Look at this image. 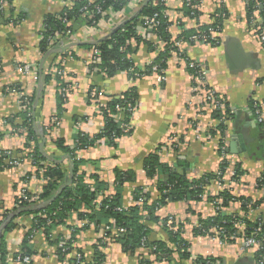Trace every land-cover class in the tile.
Listing matches in <instances>:
<instances>
[{
  "label": "crops",
  "instance_id": "0c3cea01",
  "mask_svg": "<svg viewBox=\"0 0 264 264\" xmlns=\"http://www.w3.org/2000/svg\"><path fill=\"white\" fill-rule=\"evenodd\" d=\"M196 1L198 18L184 15L183 0L165 2L164 13L171 24L170 41L179 53L184 54V58L178 52L169 53L163 80L155 73L131 80L126 72H117L108 78L93 69L96 64L90 54L91 48L108 39L125 23L139 18L142 9L148 5L144 6L146 0H131L130 6L114 12L112 20L98 29L91 27L84 15L77 22L70 21L59 42L50 45L46 53L40 51L44 20L49 15H59L69 2L7 0L8 6L3 15L0 14V121L19 113L20 96L33 98V130L39 153L42 152L40 154L44 158L41 165L58 163L68 172L70 167L72 169L71 161L56 147V141L62 140L64 146L73 148L74 137L78 133L95 136L101 132L103 118L89 98L91 89L101 91L103 97L98 101L106 104L111 97L134 88L138 95V109L132 116L131 133L117 141L115 147L103 142L77 153L78 160L84 162L79 170L85 174L86 183L91 184L90 177L96 176L107 188L105 194L112 196L116 175L128 173L131 182L125 184L122 193V206L128 209L135 204L131 193L136 188L149 195L148 205L160 198L158 187L160 182H164L165 175L162 179L160 176H146L144 165L150 157H157L166 172L188 181L202 179L205 182L201 201L161 206L153 212L157 221L146 216L149 242L169 244L165 230L169 219L181 227V238L188 244V259L182 260L172 244H169V249L174 252L169 261L156 260L152 250L147 248H140L131 255L119 243L103 237L105 229L102 226L97 230L90 226L79 230L73 242L74 249L87 260H91L93 248L101 240L106 242L100 249L104 264H139L141 260L149 264H195L196 259L207 260V264H256V247L244 249L239 239L232 244L223 243L215 229H210L206 235H199L195 229L200 221L218 214L253 223L264 222V189L256 185L264 173V41L260 38V33L264 36V3L251 0L255 4L251 15L260 28L258 30L249 26L245 0H222V3L219 0ZM219 8H223L224 13L222 28L216 35L220 39L218 46H190L178 41L183 30L196 31L210 26ZM135 30L143 43L137 45L132 38L128 44L133 50L130 60L140 71L154 62L166 44L140 24ZM145 43L154 51L150 52ZM186 60L203 67L205 86L215 92L230 114L222 124L226 128L223 135H216L217 127L221 125L219 118L207 103L205 89L195 88ZM25 65L31 67L29 74L18 68ZM48 74L52 77L46 81ZM57 76L62 79L61 83L70 86L71 91L66 97L59 125L54 126L52 120L57 116V95L60 94V84L55 80ZM255 105L261 122L254 112ZM0 130L5 133L0 140V154L7 152L21 159L18 166L0 170L1 220L2 215L8 214V218L17 212L13 209L23 191L37 196L38 203H42L40 196L46 181L36 176L38 168L29 156L33 151L32 142L24 148L25 131L20 129L19 135H14L7 126H0ZM221 143L225 147L224 161L219 154ZM40 145H43L41 149ZM221 171L218 180L204 178L206 175L217 176ZM233 172L235 178L232 177ZM224 191L232 199L222 206L220 194ZM214 200L219 202L218 210ZM246 201L250 204L249 211L243 205ZM11 221L14 228L3 230L1 234L6 245L7 264H15L14 255L21 251V244L32 227L33 216L20 213ZM81 222L76 213H72L64 224L51 232V239L47 240L42 231L30 234L26 239L30 264H66L57 259L56 246L50 242L59 237L70 240L72 229L82 228ZM66 259L72 260L70 255Z\"/></svg>",
  "mask_w": 264,
  "mask_h": 264
},
{
  "label": "trees",
  "instance_id": "16d2710c",
  "mask_svg": "<svg viewBox=\"0 0 264 264\" xmlns=\"http://www.w3.org/2000/svg\"><path fill=\"white\" fill-rule=\"evenodd\" d=\"M62 2H69V6L64 8L59 15H49L44 20V30L42 33V41L40 44L41 53H46L47 48L50 46L48 43V38L52 37L55 32H64L66 28L61 19L67 21L77 22L82 19L85 11L92 10L93 5L99 4L106 10L108 7H112L114 12H119L123 10V6L126 0H95L93 4H89L86 0H61ZM184 1V15L189 18L199 17L198 7L197 9H192L191 5H187ZM189 3L198 5L196 0H188ZM247 2V21H250L252 14L253 1L245 0ZM257 1V0H256ZM259 3H264L263 0H258ZM259 8V7H256ZM223 8H219L217 14L218 18L214 17L215 24L213 27H217V33L220 32L222 28V14L224 13ZM165 7H152L149 3L144 7L140 13V17L151 16L152 14H158L159 26L154 30V35L161 41V43L166 44L164 50L160 52L154 62L150 65L145 66L142 70H137L133 62L130 60V53H132V48L128 42L133 38L137 45L143 43L142 39L137 35L135 27L139 24V19H133L131 23H125L122 27L116 29L108 39H105L97 43L94 47L100 52L99 55V65H96L101 74L106 75V77L111 78L117 72H126L131 80L140 79L145 76L153 74L152 67L157 65L161 75H164L166 69V61L170 52H178L174 43H172L171 35L169 33V28L171 26L168 18L165 16ZM1 14V13H0ZM3 15V14H1ZM191 16V17H190ZM61 18V19H60ZM101 16L96 15L90 21L89 25L97 23ZM16 23V22H15ZM209 26L200 27L198 30L181 31L178 41L186 43L188 45H193L189 39L193 36H198L200 34L208 35ZM182 30V29H181ZM147 45V43H145ZM220 44V39L216 37L214 41H210L209 45L211 47H216ZM150 52L154 49L147 45ZM179 53V52H178ZM179 55L184 58L182 52ZM193 73V71H190ZM52 75H46V81L51 79ZM57 84L60 87L66 86L60 77H55ZM28 104L26 105V110L20 109L19 113L13 117H8L0 121V126L9 127L12 134L19 135V130L24 129L26 133L24 148L33 144L32 160L36 166V176L42 177L46 181V185L40 196V202H44L50 199L56 191L65 183L68 172L62 167L61 164L53 163L51 165L43 166L41 163L44 162L43 156L39 153V144L37 141V136L33 130L34 126V116L32 113L33 98L26 97ZM99 110V114L103 118V127L99 134L95 136H88L84 133H78L74 137L73 148L64 146L62 140H57L55 145L58 149L64 152L65 155L69 156L72 166V177L70 184L61 192L59 197L50 203L44 209L39 211L33 210V204L20 203L19 206L13 209V212L18 210L21 211V215H31L33 216V224L29 230L28 236L36 231H42L47 240H49L51 232L59 225L64 224V222L70 217L72 213H76L79 221H85L86 225L80 229L73 228L69 242L64 248H68L65 253L58 248L57 244L60 241L59 237L56 241L50 242L56 246L57 259L60 261H65L66 264H75L74 260H67L66 257L69 255L71 247L74 242V236L79 232V230H85L90 226H94L97 230L101 226L105 229V235L110 237L111 228L123 230V232H117L115 237L111 240L117 242L121 245L125 252L135 255L138 249L147 248L152 250V254L156 257V260L163 259L164 261H169L172 251L174 250L180 254L182 260L189 258L188 244L184 242L180 235V226L174 225L172 223L170 226H166L165 230L168 235L169 244L173 245V249H169V244L162 241L149 242L147 240V235L149 233L145 223L147 222L146 216L151 219V221H157L158 219L153 218V212L161 206H165L168 203L175 202H199L201 201L203 195L205 194V182L202 179L198 181H188L184 177L171 174L162 169L158 162L157 157H150L147 159L144 165V170L146 176L153 178L154 176H160L164 178V182L159 183L158 191L160 193V198L154 201L151 205H148L149 195L143 193V190L136 188L132 191L131 197L135 203L131 208H124L122 206V193L125 184L131 182V177L128 173H118L116 175L115 182L113 184L114 194L108 196L105 194L107 188L99 181L98 177L91 176V184L86 183L85 174L80 172V166L84 163L82 160H78L77 153L84 151L86 149L92 148L98 144H104L115 147L117 145V140H120L124 136L131 133L129 129L125 131L124 125H130L133 114H130L127 109L130 107L138 108V95L134 88L127 90L125 93L111 97L108 99L107 103L103 106L99 103L98 99H92ZM66 103V97L60 94L57 95V116L56 119H60L64 110L63 106ZM117 108L122 109V119L115 122L111 116L117 114ZM228 112V110L226 111ZM215 117L220 118L221 113L215 112ZM16 121H19L17 123ZM226 128L224 125H219L217 130L224 132ZM5 136V133L0 130V140ZM5 157L4 153H1ZM8 168V167H4ZM43 169L41 175L38 174V170ZM222 173V171L220 172ZM222 175V174H221ZM162 176V177H161ZM205 179H216V175H206ZM221 178V176H220ZM257 188L264 189V173L261 175L259 181L257 182ZM222 206H225L229 200L232 199L227 191L220 194ZM143 198L141 205L138 204V200ZM216 199H219L216 198ZM209 200V199H208ZM215 201V200H214ZM98 202V203H97ZM247 202V201H246ZM96 203V205H95ZM98 204V205H97ZM86 211V212H85ZM146 213V215H144ZM8 214L2 215L0 220V229L3 222L7 218ZM236 217L228 218L221 214L215 217H211L207 220L200 221L198 223L199 227L195 229L199 235H206L210 229H215L218 232V238L227 244H232L235 242L236 238H248L257 229L258 225L261 226V233L256 236L258 240L257 252L255 255L256 264H264V222H250L246 219H242L241 222L245 226L243 233L236 234L234 225L237 222ZM167 222V220H166ZM177 227V229H173ZM14 228V223L10 221L5 226V231H10ZM176 230V231H175ZM31 234V235H30ZM209 235V234H208ZM21 244V252L25 255L30 256L28 244L26 239ZM51 239V238H50ZM106 245L104 241H98V245L93 248V255L91 260H87L85 256L75 249V252L81 254V264H104V256L100 251ZM16 255V254H15ZM14 255V257H15ZM0 264H7V252L6 245L4 243V237L0 238ZM139 264H149L145 260H141ZM195 264H207V260L196 259Z\"/></svg>",
  "mask_w": 264,
  "mask_h": 264
},
{
  "label": "built area",
  "instance_id": "2783aa9c",
  "mask_svg": "<svg viewBox=\"0 0 264 264\" xmlns=\"http://www.w3.org/2000/svg\"><path fill=\"white\" fill-rule=\"evenodd\" d=\"M89 2V4H93L95 2V0H86ZM130 1L131 0H126L125 5L123 6V9L127 8V6H130ZM167 0H150L149 3L151 4L152 7H161L165 5V2ZM220 3H222V0H219ZM148 3V4H149ZM185 3H187V5H191L192 9H197L198 5H194L192 3H189V1H185ZM8 4H7V0H0V13L3 14V12L5 11V9L7 8ZM85 17H87L89 19V21H91L94 16L96 15H100L101 18L97 23H93V25L91 27H93L94 29H98L100 28L103 24L108 23V21L112 20L113 16L115 15L113 8L112 7H108L106 10H103V7L99 4L93 5L92 10L90 11H85L83 14ZM140 16V15H139ZM215 18H218V14H216L214 16ZM61 19V18H60ZM139 19V24L144 28V30H149V31H154L158 28L159 26V21H158V14L154 13L151 16H143V17H139L137 18ZM62 22L64 23V27L67 28L69 26V22L65 19H61ZM249 26H251L252 28H256V29H260L257 26L256 21L254 20V17L251 16L250 22H249ZM215 24V19H212V23L210 24L207 32L208 35H204V34H200L198 36H193L189 39L190 42H192L193 44H204V45H209L210 41H214L216 39V35H217V27H213L212 25ZM98 27V28H97ZM64 32H55L54 35L50 38H48V43L49 45H53L55 43L59 42V39L61 36H63ZM260 38L262 41H264V36L260 33ZM90 54L94 60V63L96 65H99L100 61H99V55L100 52L98 51L97 48L92 47ZM152 64V63H151ZM96 65L94 66V71L99 72L98 68H96ZM186 67L190 70L193 71V73H191L192 76V80L193 83L195 84V88L197 90H199L201 87L205 89L206 92V100L207 103L211 106L213 111H217L221 113V117L219 118V123L220 124H224L225 121L227 119L230 118V114L229 112H226V109L224 107V103L222 102L221 99L218 98V96L215 94V92L213 90H210L209 88H207L205 86V70L203 69V67L193 61H189L186 60ZM20 71H22L25 74H29L30 73V66H21L18 67ZM55 72V70L53 71ZM152 72L157 74L159 76L160 80H163L164 76L161 75V71L159 72V68L157 65L152 67ZM61 73V72H59ZM71 88L70 86H62L60 87V93L63 97H67V95L70 93ZM89 98L92 99H100L103 97V93L95 88L91 89L89 91ZM28 104V102L26 101V96L22 95L19 97L18 100V106H19V110L20 109H24L26 110V105ZM105 104H103L104 106ZM137 107H130L128 106L127 111L130 114H133L137 111ZM254 112L255 114L258 116H260V112L258 107L255 105L254 106ZM122 117V109L117 108V114L112 115L111 118L115 121L118 122ZM259 121L261 122V119H259ZM52 124L54 126H58L59 125V120L58 119H53L52 120ZM125 127V131L127 132L130 129V125H124ZM25 131L24 129H22V132ZM223 133V132H222ZM216 135H223L221 134V131H217ZM116 141H119L116 139ZM5 157H3L2 155H0V170L1 169H5L4 167H13V166H18L19 163L21 162V159L14 157L11 153H7L5 152ZM219 154L222 157V161H224L225 158V147H224V143H221V145H219ZM30 159L32 160V152L30 153ZM77 158V157H76ZM78 159V158H77ZM33 161V160H32ZM222 164H224V162H222ZM43 173L42 170H39V175H41ZM221 173L217 174V180L220 179ZM232 177L235 178L236 174L233 172L232 173ZM138 204L141 205V203L143 202V198H140L138 201ZM20 203H27V204H33L36 205L38 204V198L35 195H31L29 193H27L26 191H23L20 195H19V199L18 202L16 204V206L18 207ZM98 203V202H97ZM214 206L217 208V210L219 209V202H213ZM96 205V203H95ZM98 205V204H97ZM243 205H245V207L247 208V210H250V204L248 202L244 203ZM86 212V211H85ZM146 215V213L144 214ZM173 223L172 219H169L168 221V226H170ZM86 225L85 221L81 222V227H84ZM261 225L259 224L257 229H255L254 233L252 235H250L248 238H236V240H241V244H242V248L244 249H250L253 247L258 246V240L256 239V236L259 235L261 233ZM171 227V226H170ZM174 229V227H173ZM234 229L236 230V234H240L243 233V231L245 230V226L244 224L241 222V220H237V222L234 225ZM36 232H40V231H36ZM117 232H123V230H119L117 231V229L111 228V235H110V239H112V237L114 238L115 235H117ZM218 236V233H217ZM105 238H107V236L104 234ZM67 242H69L68 239L66 238H61L60 241L58 242L57 246L59 249L62 250L63 253H65L67 251L68 248H64L67 245ZM69 255L71 256V259L74 260L75 264H81L82 261L81 260V254L78 252H75L74 246L72 245L71 250L69 252ZM68 255V256H69ZM13 262L15 264H30L31 263V259L30 256L23 254L21 251H19L14 259Z\"/></svg>",
  "mask_w": 264,
  "mask_h": 264
},
{
  "label": "water",
  "instance_id": "95a60500",
  "mask_svg": "<svg viewBox=\"0 0 264 264\" xmlns=\"http://www.w3.org/2000/svg\"><path fill=\"white\" fill-rule=\"evenodd\" d=\"M150 0H146L145 5L146 6L149 3ZM41 87V85H40ZM42 138V137H41ZM43 141V139H42ZM43 147V145H40V149ZM228 152V151H227ZM42 154V152H40ZM67 159H69L68 157H66ZM71 177H72V169L70 167L69 171H68V175L66 178L65 183L56 191V193L48 200L42 202V203H38L36 205H33V210L39 211L41 209H44L45 207H47L50 203H52L53 201H55L59 195L61 194V192L70 184L71 182ZM21 213L20 210H18L16 213H13L12 215H10L6 220L5 223L3 224V226L0 229V238H1V234L2 231L5 229V224L10 222L12 219H14L15 217H17L19 214Z\"/></svg>",
  "mask_w": 264,
  "mask_h": 264
}]
</instances>
